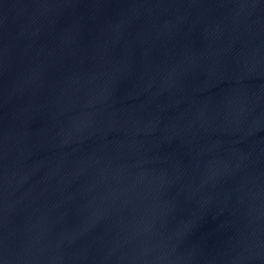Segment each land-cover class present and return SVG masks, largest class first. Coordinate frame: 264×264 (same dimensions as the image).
<instances>
[{"label": "water", "instance_id": "water-1", "mask_svg": "<svg viewBox=\"0 0 264 264\" xmlns=\"http://www.w3.org/2000/svg\"><path fill=\"white\" fill-rule=\"evenodd\" d=\"M0 264H264V0H0Z\"/></svg>", "mask_w": 264, "mask_h": 264}]
</instances>
